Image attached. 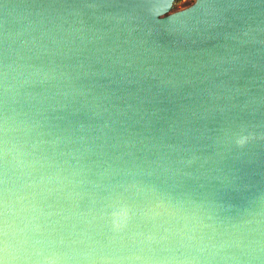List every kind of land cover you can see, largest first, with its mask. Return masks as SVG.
I'll return each mask as SVG.
<instances>
[{
    "label": "water",
    "instance_id": "95a60500",
    "mask_svg": "<svg viewBox=\"0 0 264 264\" xmlns=\"http://www.w3.org/2000/svg\"><path fill=\"white\" fill-rule=\"evenodd\" d=\"M0 0V264H264V0Z\"/></svg>",
    "mask_w": 264,
    "mask_h": 264
},
{
    "label": "rangeland",
    "instance_id": "374dc122",
    "mask_svg": "<svg viewBox=\"0 0 264 264\" xmlns=\"http://www.w3.org/2000/svg\"><path fill=\"white\" fill-rule=\"evenodd\" d=\"M192 2L193 0H178L174 6V10L184 8L188 6L189 4H191Z\"/></svg>",
    "mask_w": 264,
    "mask_h": 264
}]
</instances>
